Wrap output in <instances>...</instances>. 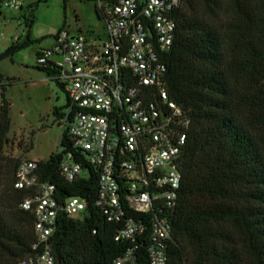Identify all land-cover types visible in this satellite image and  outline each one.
Masks as SVG:
<instances>
[{"label":"trees","instance_id":"16d2710c","mask_svg":"<svg viewBox=\"0 0 264 264\" xmlns=\"http://www.w3.org/2000/svg\"><path fill=\"white\" fill-rule=\"evenodd\" d=\"M222 7L223 0H182L166 56L169 99L191 119L177 206L169 216L168 264H264V0H228L231 19L221 31L208 19H217ZM33 23L29 6L28 31L13 44L16 51L32 43ZM36 68L49 79L57 73L49 61ZM5 91L0 84V163L10 130ZM61 110L53 109L55 118ZM59 146L71 148L65 133ZM61 157L54 153L40 162L42 179L62 199L79 196L88 205L81 218L58 217L51 238L55 264H113L126 244L115 241L117 226L94 206L96 174L87 168L88 179L67 183L58 174ZM17 168L11 179L14 219L0 214V251L12 264L28 257L35 242L34 218L18 208L27 193L14 189Z\"/></svg>","mask_w":264,"mask_h":264},{"label":"built area","instance_id":"2783aa9c","mask_svg":"<svg viewBox=\"0 0 264 264\" xmlns=\"http://www.w3.org/2000/svg\"><path fill=\"white\" fill-rule=\"evenodd\" d=\"M1 1L20 8L15 0ZM93 1L105 39L60 30L53 48L37 58L54 65L50 80L67 97L56 120L71 148L59 146L58 174L73 183L89 178L87 168L95 172L94 206L117 226L115 241L126 244L113 264H168L169 216L177 206L180 157L191 126L166 85V56L182 0ZM40 162L22 160L16 171L14 189L27 193L18 208L32 214L35 237L20 264H55L51 238L58 217L81 218L88 205L79 196L57 195L56 186L42 179Z\"/></svg>","mask_w":264,"mask_h":264},{"label":"rangeland","instance_id":"374dc122","mask_svg":"<svg viewBox=\"0 0 264 264\" xmlns=\"http://www.w3.org/2000/svg\"><path fill=\"white\" fill-rule=\"evenodd\" d=\"M19 9H9L0 2V54L23 42L27 34L25 17L29 6L34 9V23L29 30L32 43L0 61V84L6 85L5 97L10 102V130L0 163V214L13 221L16 207L12 199L11 179L22 160L46 161L60 151L61 128L53 109H64L65 92L37 69V54L51 50L60 30L90 38L106 37L104 23L97 15L93 0H15ZM228 0H223L217 19L209 18L221 31L230 21ZM50 60H55L51 57ZM0 264H12L0 251ZM242 264H251L244 259Z\"/></svg>","mask_w":264,"mask_h":264},{"label":"water","instance_id":"95a60500","mask_svg":"<svg viewBox=\"0 0 264 264\" xmlns=\"http://www.w3.org/2000/svg\"><path fill=\"white\" fill-rule=\"evenodd\" d=\"M17 50V46H12L11 48L7 49L5 52H3L2 54H0V61L4 58H6L7 56L13 54L15 51Z\"/></svg>","mask_w":264,"mask_h":264}]
</instances>
